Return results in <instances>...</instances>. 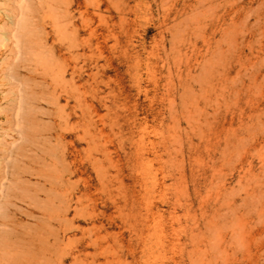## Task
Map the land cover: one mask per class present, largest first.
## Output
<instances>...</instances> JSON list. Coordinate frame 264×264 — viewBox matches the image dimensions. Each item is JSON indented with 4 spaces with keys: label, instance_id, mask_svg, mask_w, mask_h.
<instances>
[{
    "label": "rangeland",
    "instance_id": "rangeland-1",
    "mask_svg": "<svg viewBox=\"0 0 264 264\" xmlns=\"http://www.w3.org/2000/svg\"><path fill=\"white\" fill-rule=\"evenodd\" d=\"M150 212L173 264H264V0H0V264Z\"/></svg>",
    "mask_w": 264,
    "mask_h": 264
},
{
    "label": "bare ground",
    "instance_id": "bare-ground-1",
    "mask_svg": "<svg viewBox=\"0 0 264 264\" xmlns=\"http://www.w3.org/2000/svg\"><path fill=\"white\" fill-rule=\"evenodd\" d=\"M129 228L134 234V242L126 247L118 239L110 240L107 234L100 231L94 232L91 240L94 242L92 244H95V251L91 253L93 257L90 259L91 262L94 261L95 256H101L103 260L100 264H130L126 261L122 251L125 249L128 251L126 253L132 254L135 246H137L140 252L139 259L141 264L174 263L177 237L173 221L166 223L162 215L150 212L143 217H136L129 224ZM210 248H213V246H210ZM89 256L91 257V255ZM77 262L84 263L79 258ZM85 263L89 264L87 261ZM197 264H207L205 257L199 258Z\"/></svg>",
    "mask_w": 264,
    "mask_h": 264
}]
</instances>
